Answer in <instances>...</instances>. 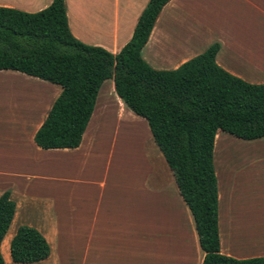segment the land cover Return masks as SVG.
<instances>
[{
	"label": "crops",
	"instance_id": "obj_1",
	"mask_svg": "<svg viewBox=\"0 0 264 264\" xmlns=\"http://www.w3.org/2000/svg\"><path fill=\"white\" fill-rule=\"evenodd\" d=\"M148 1L65 0L70 33L85 45L116 55L131 40ZM51 2L0 0V7L36 13ZM176 29L179 39L175 40ZM215 43L220 45L218 66L249 84H263L264 0H171L160 13L142 58L155 70H175ZM1 74L6 85H28L38 91L25 115L31 127L0 124V196L9 192L16 206L0 247L4 264H15L9 246L20 226L36 229L50 247L48 258L34 264L202 263L192 215L165 161L160 169L149 160L143 173H118L113 153L109 151L105 163L97 141L85 140L93 114L78 148L40 149L34 136L60 87L16 71L0 70ZM101 94L104 98L102 102L97 98L94 111L100 106L102 117L110 108L109 100H117L122 117L142 124L115 99L113 82ZM29 98L20 93L8 102L15 106ZM218 138L225 144L227 137L217 133L213 152L220 252L238 260L264 257V177H259L263 200L230 198L255 182L259 169L255 162L264 159V141L247 146L236 141L247 152L230 167H222L217 162ZM243 157L248 159L241 166Z\"/></svg>",
	"mask_w": 264,
	"mask_h": 264
},
{
	"label": "trees",
	"instance_id": "obj_2",
	"mask_svg": "<svg viewBox=\"0 0 264 264\" xmlns=\"http://www.w3.org/2000/svg\"><path fill=\"white\" fill-rule=\"evenodd\" d=\"M171 0H149L131 40L116 55L70 33L65 0L36 13L0 7V70L20 72L60 87L34 142L42 150L76 149L90 122L102 84L111 80L125 108L143 119L189 209L201 264H264V257L221 254L215 137L264 138V83L249 84L216 63L220 45L175 70H155L142 58L152 29ZM9 192L0 196V247L15 215ZM15 264L48 258L50 247L34 228L20 226L10 241ZM0 264H4L0 249Z\"/></svg>",
	"mask_w": 264,
	"mask_h": 264
},
{
	"label": "rangeland",
	"instance_id": "obj_3",
	"mask_svg": "<svg viewBox=\"0 0 264 264\" xmlns=\"http://www.w3.org/2000/svg\"><path fill=\"white\" fill-rule=\"evenodd\" d=\"M177 32V29L173 32L175 40L179 39V34ZM3 75L5 74H1L0 78L3 77ZM5 80L6 79H0V124L6 127H16L19 125L31 127L30 118L25 117V115L27 116L29 110H32V104L35 103V100H37V97L33 98L35 97L36 92H38L37 89L31 86L28 87V85H6L7 83H5ZM6 86L9 89L6 88ZM111 86V80H107L103 83L98 97L101 98V102L104 98L101 93L106 92V89L110 88ZM57 88L59 89V87ZM20 93H26L28 97L32 99L29 98L28 101H22V104L19 102L15 104V106L9 103L11 98L17 96V94ZM113 95L116 99V95ZM22 98H24L22 100H25L26 96L23 95ZM116 101L117 100H109L110 108L108 109V112L104 113V117H102L101 107L98 106V109L96 107L94 111L95 114L93 113L95 116H93L91 124H89L91 127L89 126L90 128L88 127L86 131V133H88L85 134L87 135L85 140L89 143L92 141L95 142V140L97 141L98 147L101 148V154L105 153V163L108 162L110 157L109 151H111L118 165V173H143V167L146 165V162H149V160L155 165V168L160 169V167L163 165L164 159L159 153L151 137L147 124L140 118L137 119L138 121H141L140 123L142 124H138L128 117H122V114H120V111L118 110V104ZM144 129H146V133L144 132ZM218 134L220 135V138L227 137L225 144H227L229 140L234 141L233 144H235L237 141L242 145H246L247 143L251 142L239 140L224 132H218ZM256 141H264V138ZM225 144L223 140L218 138L216 146L217 161L224 162L223 159L225 157ZM254 154L258 157L257 152ZM255 163H257V167H259V169L256 170L255 182H250L242 186L241 189L244 191L236 193L234 196L230 195V198L233 197L232 199L234 200H244L253 203L263 200V191L261 190V187H259V177H264V159H256ZM229 166L230 165H227L226 167ZM188 227H190V225H188ZM182 230L186 232V228L182 227Z\"/></svg>",
	"mask_w": 264,
	"mask_h": 264
},
{
	"label": "bare ground",
	"instance_id": "obj_4",
	"mask_svg": "<svg viewBox=\"0 0 264 264\" xmlns=\"http://www.w3.org/2000/svg\"><path fill=\"white\" fill-rule=\"evenodd\" d=\"M229 142H230V145H229ZM229 142H227V144H225V148H224V152H225V157H224V162H220V161H217L218 162V165H221L222 167H224V166H227V165H230L231 166V164H232V162L233 161H235V158H237L238 156L240 157V155L241 154H245V152H246V149L244 150L242 147H240L239 146V144H237L236 142H235V144H233L234 143V141H230L229 140ZM242 146V145H241ZM246 156V155H245ZM244 158V157H243ZM237 159H239V158H237ZM245 159V158H244ZM248 159V158H247ZM247 159H245V160H243V162L244 161H246L247 162ZM238 161V160H237ZM246 162H244L243 164L241 163L240 165L242 166V165H244V164H246ZM235 163H237V162H235ZM234 163V164H235ZM238 163H239V161H238ZM237 163V164H238ZM236 164V165H237ZM239 165V164H238ZM229 166V167H230ZM233 166V165H232ZM237 168V167H236Z\"/></svg>",
	"mask_w": 264,
	"mask_h": 264
}]
</instances>
